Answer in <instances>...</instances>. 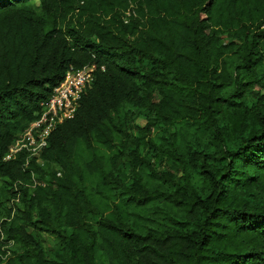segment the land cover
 Listing matches in <instances>:
<instances>
[{
    "label": "trees",
    "instance_id": "1",
    "mask_svg": "<svg viewBox=\"0 0 264 264\" xmlns=\"http://www.w3.org/2000/svg\"><path fill=\"white\" fill-rule=\"evenodd\" d=\"M0 264H264V0H0Z\"/></svg>",
    "mask_w": 264,
    "mask_h": 264
},
{
    "label": "built area",
    "instance_id": "2",
    "mask_svg": "<svg viewBox=\"0 0 264 264\" xmlns=\"http://www.w3.org/2000/svg\"><path fill=\"white\" fill-rule=\"evenodd\" d=\"M94 69V65H89L66 71L51 96L41 103L43 110L39 117L19 134L4 159L13 158L22 150L31 155H38L51 131L73 115L81 93L92 81Z\"/></svg>",
    "mask_w": 264,
    "mask_h": 264
},
{
    "label": "rangeland",
    "instance_id": "3",
    "mask_svg": "<svg viewBox=\"0 0 264 264\" xmlns=\"http://www.w3.org/2000/svg\"><path fill=\"white\" fill-rule=\"evenodd\" d=\"M137 123L138 124H143V121L142 120H137ZM43 241H44V245L48 248V247H51V245L53 244L54 242V237L52 236H48V235H44L43 237Z\"/></svg>",
    "mask_w": 264,
    "mask_h": 264
}]
</instances>
